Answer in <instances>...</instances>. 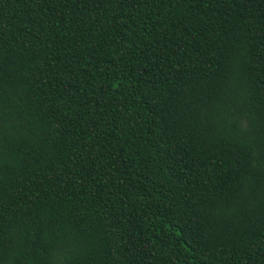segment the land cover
I'll list each match as a JSON object with an SVG mask.
<instances>
[{"label": "trees", "instance_id": "1", "mask_svg": "<svg viewBox=\"0 0 264 264\" xmlns=\"http://www.w3.org/2000/svg\"><path fill=\"white\" fill-rule=\"evenodd\" d=\"M0 264H264V0H0Z\"/></svg>", "mask_w": 264, "mask_h": 264}]
</instances>
